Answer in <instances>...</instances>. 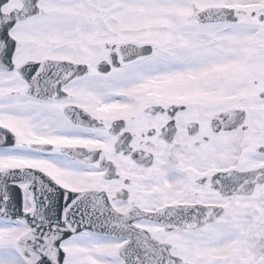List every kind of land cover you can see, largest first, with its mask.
<instances>
[{
	"label": "snow or ice",
	"instance_id": "snow-or-ice-1",
	"mask_svg": "<svg viewBox=\"0 0 264 264\" xmlns=\"http://www.w3.org/2000/svg\"><path fill=\"white\" fill-rule=\"evenodd\" d=\"M0 264H264V0H0Z\"/></svg>",
	"mask_w": 264,
	"mask_h": 264
}]
</instances>
